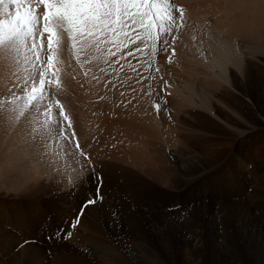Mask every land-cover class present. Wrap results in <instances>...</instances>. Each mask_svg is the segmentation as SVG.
<instances>
[{
	"label": "bare ground",
	"instance_id": "1",
	"mask_svg": "<svg viewBox=\"0 0 264 264\" xmlns=\"http://www.w3.org/2000/svg\"><path fill=\"white\" fill-rule=\"evenodd\" d=\"M174 3L186 19L171 63V48L151 68L147 53L129 49L105 63L110 45L80 52L64 37L56 98L94 167L70 177L54 162L58 144L46 149L27 118L0 112V181L13 190L89 193L94 173L103 177V201L86 213L93 233L114 232L119 245L79 263L264 264V0ZM7 71L0 66V96ZM157 94L166 101L159 113ZM10 248L6 258L20 264Z\"/></svg>",
	"mask_w": 264,
	"mask_h": 264
},
{
	"label": "snow or ice",
	"instance_id": "2",
	"mask_svg": "<svg viewBox=\"0 0 264 264\" xmlns=\"http://www.w3.org/2000/svg\"><path fill=\"white\" fill-rule=\"evenodd\" d=\"M185 19L184 9L174 0H0V66L8 70L6 77L11 78V86L6 85L7 95L0 96V112L11 113L17 122L27 118L33 140L39 137L46 149L58 144L62 159L54 162L62 165L70 177L77 170L94 167L90 154L76 138L65 106L56 98L61 92L65 35L73 42V48L79 45L80 52H103L101 46L110 45L105 63H112L111 58L118 55L143 57L147 53L151 68V57L158 51L168 53L169 48L171 63L179 39L177 33L184 27ZM132 45H137L134 50ZM125 49H129L126 56ZM168 86L165 81L161 90ZM149 88L151 94V85ZM162 103L166 101L157 94L152 104L157 113ZM94 178L98 181L96 188L87 193L88 198L68 224L72 230L89 205L103 201V177L94 173ZM64 232L61 227L55 235L60 237ZM71 235L72 231H68L64 238ZM28 243L22 240L17 248Z\"/></svg>",
	"mask_w": 264,
	"mask_h": 264
},
{
	"label": "rangeland",
	"instance_id": "3",
	"mask_svg": "<svg viewBox=\"0 0 264 264\" xmlns=\"http://www.w3.org/2000/svg\"><path fill=\"white\" fill-rule=\"evenodd\" d=\"M212 115L214 116L213 112ZM87 193L79 191L67 195L59 189H45L39 186L13 190L5 180L0 181V264H10L6 256L11 255L10 247L13 246L14 251L20 254V264H83L79 263L80 257L81 260L87 259L94 248L114 250V245L119 241L114 232H111L109 238L105 232L100 233L99 236L93 233L91 227L93 221H90V216L88 217L86 213L90 205L81 217L83 223L80 220L75 230L68 227L79 212L81 204L88 198ZM31 224H33V232L28 230ZM1 226L11 229L12 233H8V230ZM61 227L65 232L57 237L56 230ZM27 230L31 232L28 237L21 236V232ZM15 231L20 235L13 239L16 242L10 246L7 241L13 233H16ZM68 231H72L71 237L64 238ZM25 239L29 241L28 245L17 248Z\"/></svg>",
	"mask_w": 264,
	"mask_h": 264
}]
</instances>
